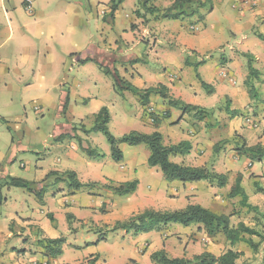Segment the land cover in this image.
I'll return each instance as SVG.
<instances>
[{
  "label": "crops",
  "instance_id": "0c3cea01",
  "mask_svg": "<svg viewBox=\"0 0 264 264\" xmlns=\"http://www.w3.org/2000/svg\"><path fill=\"white\" fill-rule=\"evenodd\" d=\"M173 1L150 0L152 5L159 8H166ZM126 3L130 4V11L122 14ZM225 3L237 10L238 18L243 24L236 22L232 29V39L222 43L220 41L222 37L219 34L213 35L209 30L206 32L204 29V32L195 36L190 32L189 27L184 28L186 26H183V19L153 21L152 17L143 11H140V16L137 17L133 13L137 9V0H121L113 12V26L109 27L106 39L101 41L104 46L100 47L96 44L93 45L94 50H92L90 39L88 42H80L87 29L82 25V19L85 17L86 21L89 16L94 15L106 20L109 16L111 0H0V119H4L6 128L12 124L14 129L19 130L26 124V116H28L26 106H32L34 113H40L41 116H44L43 111L46 108L60 111L61 106V111L68 121L63 127L57 126L58 129L49 131L42 141L46 149L53 148L58 151L53 164H61L64 159L66 169L56 165L52 167L39 165L35 168L34 179L25 178V180H30L31 187L37 191L45 190L42 181L49 172L53 171L58 173L73 171L75 179L81 184L90 182L120 184L134 179L138 182L135 192L125 196V200L121 201L108 191L76 188L71 183L68 192L61 193L58 203L52 204L47 197L50 192H44L40 199L34 198L37 202L34 200L32 213L28 214L23 210L14 211V214L9 216L10 222L0 226V264H84L86 259L93 257H96V264H128L130 260L138 264H154L150 255L161 249L171 258L191 259L203 252L216 256L221 254L220 243H228L225 237L221 234L208 237L200 225L183 227L171 223L147 233L134 234L135 239L132 242L134 252L130 256V253L121 254L118 251H109L108 254L99 251L85 255L78 254L75 248L81 246L70 244V249L67 248V237L59 236L56 227L60 222L62 225L66 224L71 231L77 232L91 230L93 229L91 224L97 226L103 220L106 225H113L116 221L125 220L133 212L143 208L164 211V200L175 197L182 199L184 207L188 204H199L217 213L231 214L225 210V207L234 200L238 201L236 199L238 197L228 198L227 193L238 174L241 176L243 188H245L244 182L249 178V192L247 190L245 192L249 196L250 204L253 198H264V193L258 191V187L264 188V158L261 160L259 171H255L254 162L250 159H246L241 170L236 166L239 156L234 151L237 139L240 137L249 145L264 146V121L257 123L251 122L252 119L249 117L245 118L249 126L248 130L234 126V119L229 122L228 119L220 121L218 116H209L197 121L193 113L183 114L181 110L169 106L167 101L154 93L149 94L145 105L140 109L146 115L144 109L148 108V112L152 115L155 113L156 116H149L148 113L147 116H139V119L134 114L112 116L111 107H107L101 101L95 102L97 107L95 111H91V116L82 112L79 113L82 114L81 116H75L70 98L73 95L79 98L77 88L80 83L77 76L73 77V86L63 98L57 90H60L63 83L59 76L65 56H70L72 63L84 58H93L111 71L116 70L120 77L139 89L163 86L168 96L186 104L209 109L211 112H214L216 107H222L226 102L228 109L225 107L221 115L232 118H237L239 115L237 113L244 111L245 107L252 105L255 106L252 110H256L258 105L257 110L263 115L259 118H264V38L259 39L252 33L255 19L257 17L264 19V0H206L205 6L195 15L202 21L206 20ZM27 6L30 9H27ZM206 7L210 12H207ZM85 9L88 10V14L85 13ZM190 28L196 26L191 25ZM249 30L253 35H249L248 42L245 32ZM259 33L264 37V23L261 24ZM242 53L252 56L253 67L258 72L257 80H253L257 93L253 92L252 96L245 86L248 68L247 58L241 55ZM150 58L161 68L153 67L149 62ZM191 66H196L200 78L209 85L210 93L203 89L196 77L194 80L190 78L188 81H183L182 74L185 67ZM172 67L180 70L181 79L175 71L170 70ZM107 77L103 80L105 88L108 86L113 88V78ZM128 92H123L124 103L137 101L135 95L129 92L130 95ZM81 97L89 98L84 94ZM66 100L67 105L63 111L62 105ZM76 103L75 100L74 104ZM103 106L108 108L110 115L108 129L112 126L118 129L130 128L129 132L158 131L165 145L187 142L190 146L188 152L171 156L178 160L173 162L188 166L211 167L218 173L226 174L227 185L219 188L202 180L184 184V186L191 184V187L182 192L174 190V193H168L166 187L170 184L178 186L179 182H167L162 173V176L159 175L155 180L152 175L157 173L156 166H150L143 172L140 166L145 161L147 163L149 152L147 153V150L140 145L131 146L126 154L124 143L120 145L123 160L119 161L118 168H115L113 163H103L99 157L87 156L80 145L84 148L96 149L89 145V140L93 141L92 133L82 132L81 127L89 129L93 124V115ZM6 108L8 111H5ZM6 112L12 116L9 117L10 119H5ZM174 112L178 115L168 116L173 115ZM131 122L134 124L128 127ZM181 122L186 124L185 127L180 125ZM36 130L39 136L43 135L44 132L40 128ZM119 136L121 135L116 137ZM65 140L68 142L66 143ZM225 141H229L232 145L224 152L221 144ZM11 142H13L12 137ZM217 144L219 148L214 152V146ZM9 147V159H14L17 149L10 143ZM105 154L108 155L109 152ZM45 159L43 158L42 162ZM20 166L25 165L21 163ZM153 169L156 172H153ZM145 172L152 174L147 180L148 184L151 185L153 182L156 185L154 189L141 191L140 177ZM8 176L17 177L10 173ZM161 177L164 180L158 179ZM160 186L163 189H159ZM52 195L55 196L54 193ZM48 214L54 218L56 227L54 222L50 221ZM67 214L71 216L68 220ZM109 214H114L113 221L108 217ZM43 216L49 219V222L45 220L44 225ZM87 219L91 220V223L83 227V223L89 222ZM67 227L64 226V230ZM194 229L202 234L199 243L193 238ZM13 237L15 244L10 240ZM58 237H63L65 240L61 246L62 253L57 257H51L47 255L46 248L45 250L42 248V242L47 238ZM23 240L25 243L20 244ZM239 243L228 249L244 252L249 258L257 254L258 250L254 253L244 242L242 243L248 247L234 248ZM199 244L200 247L196 249V245ZM65 249L70 251L66 254L68 257L64 255ZM144 254L145 261L142 262V257L139 255ZM236 263L239 264L238 261Z\"/></svg>",
  "mask_w": 264,
  "mask_h": 264
},
{
  "label": "rangeland",
  "instance_id": "374dc122",
  "mask_svg": "<svg viewBox=\"0 0 264 264\" xmlns=\"http://www.w3.org/2000/svg\"><path fill=\"white\" fill-rule=\"evenodd\" d=\"M139 4L140 2L139 0H137V8H141ZM140 10L143 12H146L149 16H151L152 17L151 20L153 21L161 19V18H156L155 15L148 13L144 9H140ZM206 10L207 12H210L208 7H206ZM108 11H109V16L107 17L106 20H102L100 19L99 16H94V15L89 16V18H87L86 21L84 19L85 17L82 19V25H84V27H87V29L84 34V37H83V32H81L83 40H81L80 42L82 41L88 42L89 41L88 39H90L91 40L90 48L92 50H94L93 45L96 46L97 44L100 47L104 46L101 41L106 39V35L109 30V27L113 26V19H114L113 13L111 12V10H108ZM129 11H130V4L126 3V6L124 7L122 11V14L129 12ZM85 13L88 14L87 9H85ZM133 13L135 14V10ZM261 18L262 17H257L255 21L253 22L252 33L255 36L257 35V38H259L258 35L263 36V34L259 33V31H261V24L264 23V19L262 20ZM183 21H184L183 26H186L184 28L189 27L190 32H192L195 36L196 34H200L204 32L203 31L204 29L206 30V32L207 30H209L211 33H213V35L219 34L220 37H222V39L220 38V41L222 43H224L226 40L232 39L233 37L232 29H233V25L236 22L239 24H243L242 20L238 18L237 10L233 9L227 3H225L221 8H217L216 12L211 13V15L206 20L202 21L201 18L193 14L192 16L184 17ZM86 22L88 23L86 24ZM191 25H193V27L196 26V28L191 29L190 28ZM252 33L250 30L245 32L248 38L247 39L248 42H249V35H253ZM247 40L244 42L245 44ZM90 59H92V61H88L86 62L87 64L84 63L85 65L83 67H80L81 65H83L79 62L82 59L78 60L77 63H72L70 61V56H65V61L63 63V66L61 67L59 78L63 80V83L60 86L61 88H59L60 90H57V91L58 93L62 94V98L65 94L70 92V87L73 86L72 80L74 76H77V80L80 83V85L77 88V93H78L79 98L74 97V95L70 98V102L72 103L73 108H74L73 114L75 116H81L82 114L80 115L79 114L80 112L86 114L87 116H91L90 115L91 111L96 110L95 108L97 107V103L95 102L97 101L103 102L107 107L110 106L112 110V116H125V114L126 115L130 114L133 116L134 114L136 118L139 119V116H147V113L151 114V112H148V108L144 109V112H146V115L142 113L143 111L140 108L143 107L145 104L143 105L141 102H139L136 96L135 97L137 101H132V102H128L125 104L124 99H122V95H123V92L126 90H124L121 94H119L114 91L112 86H108L107 88H105V84L103 83V80L104 78L106 79L108 77L99 68V64L100 65L102 64L98 62L96 59H93V58H90ZM149 62L153 67L158 68V69L161 68L160 65L154 62L152 58H150ZM170 70L175 71L180 76V79H181L180 70L174 67H172ZM183 72H184V74H182L183 81H188L190 78L194 80L196 73H197L195 67L193 66L185 67ZM255 80H257V77L254 79V81ZM256 93L257 92L255 91V94ZM82 94L88 96L89 98L87 99L82 98L81 97ZM66 98L68 97L66 96ZM83 99L86 101H83ZM75 100L77 101L76 104H74ZM225 105H226V102L223 103L222 107L221 106L216 107L215 111L212 112L211 116H218V118H220V121L228 119V122H229L230 120L234 119L233 120L234 126H240L242 129H247V130L249 129V126L246 123L245 118L249 117L253 120V122H257V123L261 122V120L264 121V118H259V116H263V115L261 113L259 114L257 110L258 105H256V110H252L255 107L252 105H250L248 108L245 107L244 111H242L241 113H237L239 114L237 115L238 116L237 118L226 117L224 116V114L221 115V113H223L225 110ZM26 108H27V114H28V116H26L27 118L26 124L19 130L14 129L12 124L8 126L9 128H6L5 127L6 123L4 122V119H0V226L3 224H8L10 222L9 216L14 214V211L19 212V210H23L24 212H27L28 214L32 213V209L34 208V200L37 198L33 192L29 191L26 188L6 185V179H7L8 173L25 180V178L34 179L33 177H35L34 175L35 168L39 165H42L43 167H48V166L52 167L56 165L57 167H62L63 169H66L65 167H67L65 166V162L63 161L64 159L62 160L61 164H53L54 158L56 157L58 151L53 148L46 149V147H43V144H42L44 135H47L49 131H53V129L57 128V126H60L58 128L63 127V125L68 122L66 120V117L61 111V106L59 108L61 112L59 110H55L52 108H46V110L43 111L44 116H41L40 113L35 114L32 109V106H26ZM20 109L22 110V107H20ZM62 110H63V105H62ZM5 111H8V109ZM127 111L129 113H127ZM6 114L7 115L4 116L6 120L10 119L9 117H12V116H9L10 113L8 112H6ZM153 115H155V113H153ZM177 115L178 113L174 112L173 115L169 114L168 116H177ZM215 120H217V117ZM197 121H201V120L197 119ZM75 124H73V127ZM133 124L134 123L131 122V124H129L128 127H132L130 125H133ZM222 124L224 125L225 123L223 122ZM180 125L182 127H185L186 124L184 122H181ZM37 128H40L44 132L43 135L39 136L36 130ZM128 130H130V128L125 129V127H123V129H118V128L109 126V131L114 136L122 135L123 133H126V131L129 132ZM91 133L93 136V141L89 140V145L98 151L97 153L100 156H97V157L101 158L103 163L110 162L114 164L115 168H118V163L120 162H116L111 158L109 143L107 142L105 136L101 132H91ZM11 137L13 138V142H11ZM65 141L66 143L68 142L67 140ZM9 143L11 144V146H14L17 149V153L14 159H9V150H10ZM120 145H122V143ZM120 145H119V148H120ZM139 145L143 146L147 150V153L149 152L148 148L144 144H139ZM230 145L232 144L229 141H225L224 143L221 144V147L223 146V151L225 152ZM124 146L126 148L125 149V154H126L128 152V148H130L132 145H127L124 143ZM107 152H109L108 155L105 154ZM60 154L62 155V158H63V153L61 152ZM238 156H239V159L236 160V166L242 170L243 165L246 159L248 158L245 156H240V155ZM43 158H46V159L42 162ZM170 160L178 161L172 157L170 158ZM21 163H24L25 166L21 167L20 166ZM260 165H261V161H254L255 171H259ZM140 167L143 172L144 170H147V168H150V166L146 163V161ZM246 167L249 168L248 165H246ZM156 169H157L156 175H152L151 172L149 174L145 172L140 177L141 191L155 188L156 183L154 184L152 182V184L149 185L147 180L150 179V175H152L155 180L159 175H161L159 168L157 167ZM153 172H156L155 169H153ZM158 179H160L161 181L164 180L163 177L158 178ZM59 181L60 180L56 181L54 178H52L49 181H45V180L42 181L45 185L44 192L49 191L51 193L50 194L48 192L49 195L47 197L50 198L52 204L56 202L58 203V200L61 199V193L63 192L67 193L71 187L69 181L67 180H63L62 182H59ZM177 182H179L178 186H174L170 184L169 186L166 187V190H168V193H174V190H179L180 192H182V190L184 191L191 187V184L184 186V184L186 183H182L180 181H177ZM244 184H245L244 185L245 191L247 190L249 192V178L247 182H244ZM147 185H149V187H147ZM158 188L163 189L161 186ZM94 189L101 190L100 187H95ZM52 193H54L55 196H53ZM55 197L57 200H55ZM116 198H118V200L121 201V200H125L126 197L117 196ZM236 199L238 201H235L233 199L234 202L229 203L225 207V210L232 214V217L230 219V222L232 223V225L236 226L239 222H243L249 226L255 227L261 234L264 235V198L262 199L253 198L252 199L251 203L257 206L258 211L257 210H253V211L247 210L245 207H242L239 204V198H236ZM35 202L37 201L35 200ZM163 203H165L163 208L168 211L181 209L184 207L182 205V199L178 197L170 198V199L167 198L164 200ZM143 209H140L138 211H142ZM138 211L133 212L132 215ZM37 212L39 213V210ZM113 215L114 214L108 215L111 221H113V218H112ZM43 219H44L42 221L43 225L46 223L45 220L49 222V219L44 216H43ZM87 221H89L87 224L86 223L82 224L83 227H87V225L91 223V220L87 219ZM103 223H104V220L100 221V224L97 226H92L91 224V227H93V229L91 230H87L88 229L87 228L86 229L87 231L73 232L70 229H68L66 224L62 225L59 222V224L56 227V222H54L58 235L59 236L64 235L67 237L66 238V241L68 243L66 245L67 248L70 249V244L81 246L80 248H75L76 249L75 251L78 254L85 255V254H89L95 251L108 254L109 251H118V252H121V254H125L126 252L130 253L129 254L130 256L134 252L132 250L133 248L132 242L135 239V235L133 231L131 230L127 231L124 229L111 230L112 226L115 223L113 225L112 224L106 225L105 223L104 224ZM64 226L67 227L65 230H64ZM137 234H141V233H137ZM192 234H193V238L196 239L199 243L200 240L202 239V234H200V231L197 229H194ZM252 239L255 242H257L259 240V237L252 236ZM10 240L13 241V244H15L14 237ZM87 242H90V243H87ZM21 243H25L24 240L21 241L20 244ZM42 244H43L42 248L45 250L44 242H42ZM196 246H197L196 249H198L200 247V244ZM243 246L248 247L244 243L241 242L238 245H236L234 248L239 249V248H243ZM228 247H230L228 243H225V244L220 243L219 252L222 253L226 251ZM67 252H70V251H67L65 249L64 255H66ZM139 256L142 257L141 261L144 262L146 255L144 254V255H139ZM263 256H264V242H262L259 245L258 252L256 255H253L251 258H249L248 256L247 257L245 256L244 252H242V256H240L237 261L239 262V264H264ZM66 257L68 256L66 255ZM89 259L91 258L86 259L84 264H86L87 260Z\"/></svg>",
  "mask_w": 264,
  "mask_h": 264
},
{
  "label": "trees",
  "instance_id": "16d2710c",
  "mask_svg": "<svg viewBox=\"0 0 264 264\" xmlns=\"http://www.w3.org/2000/svg\"><path fill=\"white\" fill-rule=\"evenodd\" d=\"M121 0H111L110 10L113 13L117 8ZM140 7L135 10V15L140 16V9L146 10L148 13L155 15L156 18L161 19H183L187 16H192L197 13V11L204 7L206 0H174L170 6L166 8H159L151 4L150 0H139ZM259 38L263 36L258 35ZM241 55L247 58V68L248 75L245 80V86L252 96L255 92L253 80L258 76L257 70L253 67V58L247 53H242ZM88 61H92L90 58H84L79 62L84 64ZM100 70L107 76L113 78V89L116 93L121 94L124 90L129 91L135 95L139 102L143 105L146 103V99L149 94H158L160 98L167 101V104L173 108L179 109L182 113H193V117L198 120H202L208 116H211L212 112L209 109L186 104L178 99H174L164 91L163 86H158L155 88H148L145 90L139 89L132 85L131 83L124 80L118 75L116 70L111 71L108 67L99 64ZM196 69V66H195ZM196 79L199 84L205 89L207 93L211 92L209 85L203 81L198 73H196ZM66 102L63 104V110L66 108ZM227 108V103L225 105ZM109 111L106 106L101 107L96 114L93 115V124L89 129H85L83 126L82 132H101L110 147L111 158L119 162L123 158L122 151L119 148L121 143L127 145H139L144 144L149 150V156L147 158V164L149 166H157L163 177L167 182L180 181L182 183H193L198 181H207L209 184H213L219 188L225 187L227 185L228 179L226 174L218 173L211 167L206 166H188L179 163H175L170 160V156L177 154H185L189 150V144L187 142H179L174 145H165L163 143V138L160 132L154 131L152 133H142L138 131H130L119 137L114 136L108 129L109 122ZM149 116H155L149 114ZM156 120V118H153ZM253 122V120L251 121ZM75 130V128H74ZM80 142V138L78 139ZM81 149L87 156L97 157L100 156L96 150L92 148H84L80 145ZM219 145L214 146V151H217ZM234 151L240 155L245 156L252 162L261 161L264 158V146L260 144L249 145L243 138H238ZM53 177L56 181L67 180L73 184L76 188H95L100 187L104 191H108L116 196H128L135 192L137 188V180L126 181L120 184H99L96 182H90L87 184H81L75 179V173L73 171H65L62 173L49 172L46 175V179ZM32 182L27 180L7 176L6 185L23 187L33 192L37 198H41L44 189L37 191L31 187ZM258 191L264 193V188L258 187ZM228 198H239V204L245 207L247 210H257L256 206H253L248 202V195L245 192L241 184V176L238 174L231 185L228 193ZM49 219L51 222L54 218L51 214ZM232 214L217 213L207 209L199 204H188L182 209L176 210H155L152 208H146L142 211H138L130 216L128 219L123 221H116L112 226L111 230L124 229L131 230L134 234L137 233H147L155 229H159L161 226L176 223L183 227H188L192 225H200L201 229L204 230L208 237H215L221 234L225 237L226 241L230 246H233L239 242H244L249 246V248L256 253L258 247L262 241H264V235L261 234L255 227L249 226L243 222H239L236 226H233L230 222ZM67 219L71 216L66 215ZM251 236L259 237L258 242H254ZM44 247L46 248L47 255L51 257H57L62 253L61 246L65 242L63 237H58L55 239H44ZM242 255V252L227 249L225 252L216 256L209 252H203L199 255L193 256L191 259L187 258H171L167 256L164 250H157L151 253L150 259L154 264H237V259ZM86 264H96V257L87 260ZM128 264H138L133 260H130Z\"/></svg>",
  "mask_w": 264,
  "mask_h": 264
},
{
  "label": "built area",
  "instance_id": "2783aa9c",
  "mask_svg": "<svg viewBox=\"0 0 264 264\" xmlns=\"http://www.w3.org/2000/svg\"><path fill=\"white\" fill-rule=\"evenodd\" d=\"M27 9H30V7H29V6H27ZM192 29H194V28H192Z\"/></svg>",
  "mask_w": 264,
  "mask_h": 264
}]
</instances>
